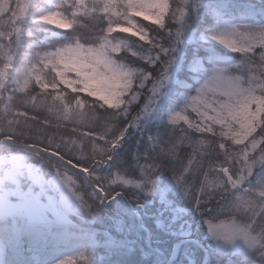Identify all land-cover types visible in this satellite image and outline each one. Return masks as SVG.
I'll return each mask as SVG.
<instances>
[{"label": "snow or ice", "instance_id": "1", "mask_svg": "<svg viewBox=\"0 0 264 264\" xmlns=\"http://www.w3.org/2000/svg\"><path fill=\"white\" fill-rule=\"evenodd\" d=\"M213 258L264 264V0H0V264Z\"/></svg>", "mask_w": 264, "mask_h": 264}, {"label": "rangeland", "instance_id": "2", "mask_svg": "<svg viewBox=\"0 0 264 264\" xmlns=\"http://www.w3.org/2000/svg\"><path fill=\"white\" fill-rule=\"evenodd\" d=\"M71 254L69 253L68 256L66 257V259H71Z\"/></svg>", "mask_w": 264, "mask_h": 264}, {"label": "trees", "instance_id": "3", "mask_svg": "<svg viewBox=\"0 0 264 264\" xmlns=\"http://www.w3.org/2000/svg\"><path fill=\"white\" fill-rule=\"evenodd\" d=\"M213 264H215V258H213Z\"/></svg>", "mask_w": 264, "mask_h": 264}]
</instances>
